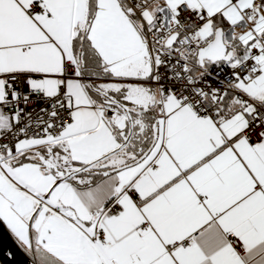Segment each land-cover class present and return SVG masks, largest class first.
Instances as JSON below:
<instances>
[{
	"label": "snow or ice",
	"instance_id": "obj_1",
	"mask_svg": "<svg viewBox=\"0 0 264 264\" xmlns=\"http://www.w3.org/2000/svg\"><path fill=\"white\" fill-rule=\"evenodd\" d=\"M0 227L28 264H264V0H0Z\"/></svg>",
	"mask_w": 264,
	"mask_h": 264
},
{
	"label": "water",
	"instance_id": "obj_2",
	"mask_svg": "<svg viewBox=\"0 0 264 264\" xmlns=\"http://www.w3.org/2000/svg\"><path fill=\"white\" fill-rule=\"evenodd\" d=\"M9 251L15 253L14 257L7 256ZM0 262L2 264H28L23 252L17 248L10 234L3 227H0Z\"/></svg>",
	"mask_w": 264,
	"mask_h": 264
},
{
	"label": "rangeland",
	"instance_id": "obj_3",
	"mask_svg": "<svg viewBox=\"0 0 264 264\" xmlns=\"http://www.w3.org/2000/svg\"><path fill=\"white\" fill-rule=\"evenodd\" d=\"M0 264H2V263L0 262Z\"/></svg>",
	"mask_w": 264,
	"mask_h": 264
}]
</instances>
